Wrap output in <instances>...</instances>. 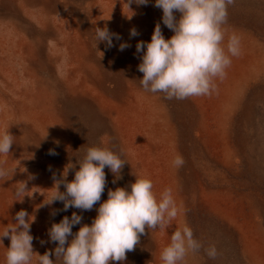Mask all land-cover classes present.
<instances>
[{"label":"rangeland","instance_id":"rangeland-1","mask_svg":"<svg viewBox=\"0 0 264 264\" xmlns=\"http://www.w3.org/2000/svg\"><path fill=\"white\" fill-rule=\"evenodd\" d=\"M127 3L0 0V132L14 136L10 153L0 155L9 169L0 178V234L23 209L34 217V253L53 251L50 259L63 264L54 255L51 225L73 212L82 216L73 234L90 225L108 190L130 191L135 173L151 179L158 199L171 188L179 213L166 229L146 226L135 250L109 264H163V248L185 225L203 245L185 264H264V0H235L228 7L224 47L235 33L240 54L231 57L211 95L186 99H166L140 86L137 42H150L156 23L165 39L174 33L155 0ZM105 26L122 39L113 37L111 48L98 43L99 52L94 32ZM132 28L138 36L130 37ZM124 42L131 46L120 51ZM92 146L122 151L126 160L119 178L105 167L100 202L89 211H65L61 201L46 204L55 191L53 176L61 179L74 164L67 175L72 181L78 159ZM178 155L181 167L173 166ZM20 181L29 191L22 202L15 196ZM59 190L65 191L63 184ZM211 245L215 259L204 252ZM9 246V238H0V264H6ZM31 264H38L35 254Z\"/></svg>","mask_w":264,"mask_h":264},{"label":"clouds","instance_id":"clouds-1","mask_svg":"<svg viewBox=\"0 0 264 264\" xmlns=\"http://www.w3.org/2000/svg\"><path fill=\"white\" fill-rule=\"evenodd\" d=\"M135 2L137 5L148 4V0ZM131 3L132 0H128L127 5ZM234 3L235 0H155L154 6L162 9L163 24L174 34L165 39L160 23H156L150 42H137L136 52L142 53L138 65V71L143 73L139 80L142 89L153 94L163 93L166 99L211 95L216 90L215 80L226 75L231 57L240 54V38L235 33L228 36L227 47H224L226 32L223 26L227 22L228 7ZM175 12L180 13L178 19ZM138 35L135 28L130 30V37ZM113 37L118 41L122 39L106 26L96 27V49L100 42H104L107 48L113 47ZM130 46L127 42L120 43L119 50ZM13 143L14 136L8 129L0 132V155L9 154ZM49 155L57 153L50 149ZM122 157V151L89 147L78 159L79 168L72 181L67 180V175L69 169L76 168L74 164L64 169L61 179L53 176L55 191L46 204L61 201L65 211L70 207L92 210L105 190V167L119 178L126 162ZM183 164V157L179 155L173 160L175 167ZM12 171L14 173L15 170ZM133 174L136 179L130 184V191L124 187L108 190L107 200L100 203L90 225L82 224L73 234V226L82 221V216L76 212L72 213L71 218L65 216L59 223L51 225L48 230L50 241L57 242L54 255L61 258L63 264L122 262L126 259V253L135 250L140 243L146 226L155 230L157 226L166 229L171 225L179 213L172 189L166 188L158 199L151 179L146 175ZM8 176L9 169L0 163V178ZM34 178L32 175L28 177L29 180ZM61 184L64 192L59 190ZM26 189L27 181L17 183L16 200L23 201L29 192ZM15 220L16 223L7 226L0 234V238L10 239L6 264H31L33 254L37 256L38 264H54L50 259L53 251H46L43 255L33 251L30 225L34 217L22 209L16 213ZM70 236L73 238L69 242ZM202 248V243L194 238L193 230L185 225L171 234L170 243L163 248L160 259L163 264H185L189 253H199ZM204 252L210 259L218 255L215 245L204 248Z\"/></svg>","mask_w":264,"mask_h":264}]
</instances>
